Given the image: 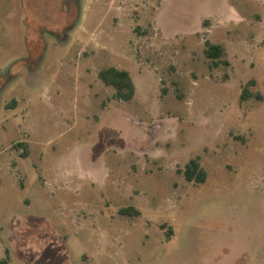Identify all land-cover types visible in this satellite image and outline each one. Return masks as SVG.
Segmentation results:
<instances>
[{
  "label": "rangeland",
  "instance_id": "1",
  "mask_svg": "<svg viewBox=\"0 0 264 264\" xmlns=\"http://www.w3.org/2000/svg\"><path fill=\"white\" fill-rule=\"evenodd\" d=\"M170 4L0 0L7 264H264V0H175L194 28L165 34ZM107 66L133 97L112 96Z\"/></svg>",
  "mask_w": 264,
  "mask_h": 264
},
{
  "label": "trees",
  "instance_id": "2",
  "mask_svg": "<svg viewBox=\"0 0 264 264\" xmlns=\"http://www.w3.org/2000/svg\"><path fill=\"white\" fill-rule=\"evenodd\" d=\"M223 53L224 48L221 44L212 43L208 40L205 41L204 54L212 61L213 65L218 66L221 62L228 64V61L221 59ZM97 75L105 85L114 88L115 91L112 96L115 99L128 100L135 94V84L129 71L116 66H107L100 69ZM250 82L251 84L253 83L252 80ZM249 96H251V93L248 91L247 86H244L240 97L241 99H246ZM257 97H260V95H257ZM19 144L20 146H24L23 153L26 155V144L23 142ZM183 172L188 181L201 182L206 179V171L201 166L198 158H190L186 162ZM119 212L126 216H134L139 213L138 209L131 206L122 207ZM162 227H164V225H162ZM7 262V256L0 258V264H7Z\"/></svg>",
  "mask_w": 264,
  "mask_h": 264
},
{
  "label": "crops",
  "instance_id": "3",
  "mask_svg": "<svg viewBox=\"0 0 264 264\" xmlns=\"http://www.w3.org/2000/svg\"><path fill=\"white\" fill-rule=\"evenodd\" d=\"M167 1L168 3L170 2L171 4L169 6L166 5L167 7L166 6L162 7L155 16L157 25L161 28V30L165 34H172L173 32L176 31L190 32L194 27L188 29L189 24H187V22L184 21L182 14H179L177 11L172 10L173 5L175 4V0H167ZM106 107L107 106H105V108ZM4 252H7V249H5Z\"/></svg>",
  "mask_w": 264,
  "mask_h": 264
}]
</instances>
